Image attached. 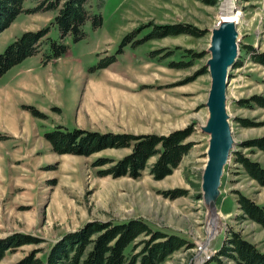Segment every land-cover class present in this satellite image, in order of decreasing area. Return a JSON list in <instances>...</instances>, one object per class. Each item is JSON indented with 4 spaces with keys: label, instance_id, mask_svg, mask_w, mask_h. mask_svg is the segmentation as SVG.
<instances>
[{
    "label": "rangeland",
    "instance_id": "1",
    "mask_svg": "<svg viewBox=\"0 0 264 264\" xmlns=\"http://www.w3.org/2000/svg\"><path fill=\"white\" fill-rule=\"evenodd\" d=\"M48 1L26 0L25 7ZM225 1L88 0L91 13L102 17L100 26L88 21L84 37L77 42L66 38L67 53L47 64L42 61L49 47L43 44L40 53L0 78V237L23 232L41 240L9 251L0 264H15L33 250H42L38 256L44 257L52 243L88 221L138 217L191 242L163 264H213L232 230L264 251V227L245 217L237 201L246 195L264 206V186L237 159L242 153L264 166V152L251 142L264 136V107L252 101L264 98V64L252 60L247 48L264 53V0L228 5L241 13L238 66L230 69L226 90L235 143L221 179L218 218L212 221L203 189L211 138L203 129L210 118L208 61ZM56 14L54 9L21 13L0 33V53L24 31L52 24ZM178 23L201 33L148 39L158 26ZM49 35L60 38L53 25ZM111 56L116 61L98 67ZM57 126L135 135H167L190 127L188 141L194 145L161 180L149 169L139 178L101 176L112 163L96 166L98 158L117 160L130 148H107L91 156L58 154L45 137ZM174 190L181 195L166 194Z\"/></svg>",
    "mask_w": 264,
    "mask_h": 264
},
{
    "label": "trees",
    "instance_id": "2",
    "mask_svg": "<svg viewBox=\"0 0 264 264\" xmlns=\"http://www.w3.org/2000/svg\"><path fill=\"white\" fill-rule=\"evenodd\" d=\"M25 1L0 0V33L9 28L23 12L37 13L54 9L57 10V14L52 24L38 30L24 31L5 47L0 53V78L15 65L40 53L43 44L49 47V53L44 54L42 61L44 64L64 56L69 49V45L65 42L66 38L70 37L75 42L81 40L86 33L85 25L88 21H91L93 27L102 24V17L93 15L88 8V0H49L47 4L37 3L34 8L25 7ZM52 25L58 28L59 39L50 37ZM182 33L198 36L201 31L189 24H168L158 26L148 39ZM125 43L124 39L119 49L120 53ZM247 48L250 49L252 60L264 64V53L258 54L252 46ZM114 61L116 56L108 57L98 67H107ZM236 66L238 62L234 65ZM252 101L264 107L263 97L254 96ZM241 102L244 107L249 105V101ZM242 122L245 126H249L248 120L243 119ZM192 133L190 127L167 135L155 133L135 135L57 126L56 129L46 132L45 137L58 154L91 156L107 148H130L129 153L117 160L109 157L98 158L95 162L96 166L112 163L111 166L100 171L101 176L139 178L146 169H149V173L155 179L161 180L179 167L184 156L194 145L193 141H188ZM251 142L254 147L264 152V136L255 138ZM153 157H156V160L149 167L148 162ZM237 159L247 173L264 186V166L242 153H238ZM181 192L174 190L166 194L176 198ZM237 201L245 217L264 227V206L246 195L239 196ZM40 241L37 237L23 232L0 237V261L9 251ZM191 245L185 237L154 228L141 217L123 221L95 220L88 221L77 230L64 234L52 243L44 257L38 256L42 250H33L15 264H163L176 251ZM231 262L264 264V251L239 231L232 230L212 257L213 264H231Z\"/></svg>",
    "mask_w": 264,
    "mask_h": 264
},
{
    "label": "water",
    "instance_id": "3",
    "mask_svg": "<svg viewBox=\"0 0 264 264\" xmlns=\"http://www.w3.org/2000/svg\"><path fill=\"white\" fill-rule=\"evenodd\" d=\"M208 61L212 85L208 97L210 118L203 128L210 134L208 162L203 177V189L208 204L216 212L224 167L235 143L226 105L229 71L239 57V30L233 21H225L214 28Z\"/></svg>",
    "mask_w": 264,
    "mask_h": 264
},
{
    "label": "bare ground",
    "instance_id": "4",
    "mask_svg": "<svg viewBox=\"0 0 264 264\" xmlns=\"http://www.w3.org/2000/svg\"><path fill=\"white\" fill-rule=\"evenodd\" d=\"M226 1L224 3V7L222 9V12L220 14V21L218 22V24L220 23V25H221L222 22H225V21H227V22L233 21L234 23H236V25L239 24L241 21V13L237 12L234 14L232 12L233 6H230V7L228 6V5L233 4L234 0H228L229 3H227ZM210 211H211V213L208 214L209 221H212V219H214V217H216V219H217L218 218L217 213L215 212L214 208H212L211 206H209V212ZM217 222H218V220H217ZM217 222H214V223H217Z\"/></svg>",
    "mask_w": 264,
    "mask_h": 264
}]
</instances>
